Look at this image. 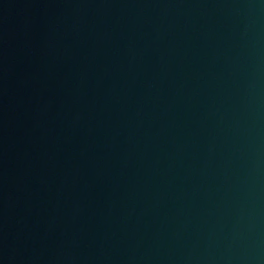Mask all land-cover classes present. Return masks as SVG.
Listing matches in <instances>:
<instances>
[{"label": "water", "instance_id": "water-1", "mask_svg": "<svg viewBox=\"0 0 264 264\" xmlns=\"http://www.w3.org/2000/svg\"><path fill=\"white\" fill-rule=\"evenodd\" d=\"M0 264H264V0H0Z\"/></svg>", "mask_w": 264, "mask_h": 264}]
</instances>
